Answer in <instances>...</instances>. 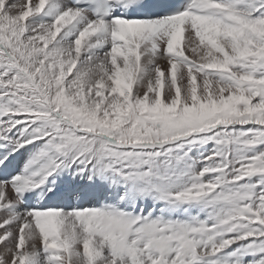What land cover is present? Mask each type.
<instances>
[{"label": "snow or ice", "instance_id": "snow-or-ice-1", "mask_svg": "<svg viewBox=\"0 0 264 264\" xmlns=\"http://www.w3.org/2000/svg\"><path fill=\"white\" fill-rule=\"evenodd\" d=\"M0 245L264 264V0H0Z\"/></svg>", "mask_w": 264, "mask_h": 264}, {"label": "bare ground", "instance_id": "bare-ground-1", "mask_svg": "<svg viewBox=\"0 0 264 264\" xmlns=\"http://www.w3.org/2000/svg\"><path fill=\"white\" fill-rule=\"evenodd\" d=\"M158 63L161 64L162 68L164 70L167 69V62L166 61H158ZM27 156V153H25V157ZM25 157H20L19 160L22 162V160L25 158ZM37 246H39V242L37 241ZM0 247H2V245H0Z\"/></svg>", "mask_w": 264, "mask_h": 264}]
</instances>
